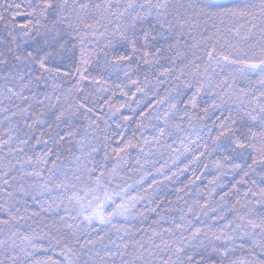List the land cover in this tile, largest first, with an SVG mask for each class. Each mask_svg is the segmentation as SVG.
<instances>
[{
    "label": "snow or ice",
    "instance_id": "6c2138e0",
    "mask_svg": "<svg viewBox=\"0 0 264 264\" xmlns=\"http://www.w3.org/2000/svg\"><path fill=\"white\" fill-rule=\"evenodd\" d=\"M25 8L20 13L16 4L7 18L0 13V112L10 114L7 139H0V148L10 149L0 158V213L7 217L0 218V233H8L0 247L14 253L5 259L264 264L255 255L259 249L264 257V0H28ZM11 10L9 4L5 11ZM195 30L199 39L189 44ZM229 37L233 42L220 44ZM189 48L206 53L193 52L204 67L195 64L191 79ZM184 89H194L186 100ZM202 93L214 97L212 103L203 115L189 116ZM181 112L188 129L174 122ZM164 152L176 171L150 159ZM214 154L217 176L209 181V196L230 183L229 175L240 177L233 175L235 183L219 196L224 214L216 215L207 199H195L177 217L158 190ZM151 215L153 225L144 228ZM209 216L212 223L201 219ZM24 219L36 222L28 234L19 231ZM162 222L169 227L160 228ZM112 232L121 241L150 236L129 251ZM238 249L245 258H233Z\"/></svg>",
    "mask_w": 264,
    "mask_h": 264
},
{
    "label": "trees",
    "instance_id": "16d2710c",
    "mask_svg": "<svg viewBox=\"0 0 264 264\" xmlns=\"http://www.w3.org/2000/svg\"><path fill=\"white\" fill-rule=\"evenodd\" d=\"M94 2H97V0H94ZM230 2V0H220V3H228ZM28 3V0H0V13H3L6 18L7 17H11L12 12L16 11L15 9V5L19 4L20 5V9L19 12L20 13H24L27 11V9L25 8V5ZM113 3H115V0H113ZM11 4L12 5V10L11 11H5V9L8 7V5ZM23 16L22 15H17L16 19L17 22H20L23 20ZM3 29V25H0V30ZM101 31H103V28L100 29ZM205 35H207V33H205ZM193 37L195 39H193ZM89 39H94L93 37H89ZM196 39H199V31L195 30L193 31V33L191 34V36L188 38V43L192 44L194 42H196ZM233 42L231 37H229L228 40H224L221 39L220 40V44H227V43H231ZM101 43H103V41L101 40ZM209 47H211V45H208ZM218 51H219V46H218ZM193 52H195V56L196 57H200L206 53H201L200 50H193L191 48L188 49L187 52V60L185 61V63H188V61H192V65L189 67V79H191V73L195 70V64H199L200 65V70H203L204 67V61L203 59L200 60H195L193 57ZM167 87V85L165 86ZM159 92V96H164L165 91H164V87H161L160 89L157 90ZM192 91H194V89L192 90H188V89H184V93L185 95L182 97V99L186 100L188 99L191 95H192ZM210 91V90H209ZM159 98V97H157ZM212 99H214V97H210L208 93H202L201 94V98L199 101V108L196 110V112L194 113H189V116H196V115H203L202 109L204 107H206L207 105L212 103ZM2 107V106H0ZM166 107V105H165ZM181 107H183V104H181ZM221 114L220 110H217L215 112V114L207 120L208 126L211 127V122L213 119H215L216 116H219ZM224 114L226 115L227 112H224ZM10 115L9 113H3L0 112V139H7V136L5 135V130L8 127V123L5 120V117ZM181 116H183V113H177V117L176 120L174 121L175 123H182L183 126L188 129L190 128L189 125V120L188 118H185L183 120H181ZM196 127L198 128L199 125L197 124ZM131 134V133H129ZM187 134V133H185ZM145 135H149L148 132L145 133ZM202 135H206V133H202ZM212 135H215V133H212ZM192 139H195V133H193L192 135ZM210 147H211V142L209 141ZM13 147H16L15 143H13L12 145ZM193 147H195V145H193ZM203 150V149H201ZM10 152V149L8 148H0V158H4L6 157V154H8ZM37 152H39V149H37ZM137 153L135 151H133L131 153V158L132 160L135 159ZM193 155H195V153H193ZM218 158V154H214L212 157H205L204 159H202L201 161L197 162L196 164L192 165L190 170L185 172L182 176L178 177L175 181H173L172 183L162 187L161 189L158 190V197H164L167 201H171L172 205L171 207L175 210L174 211V215H176L177 217L180 215V209H183L185 212H187V204H191L193 202V200L195 199H199V203L200 204H204L205 203V199H207L209 201V203L211 204V207L216 208V215H221L224 214L222 211V208L219 205V196L222 194V192H227L229 187H231V183H235V180H239V175H236L235 173L233 175H235V180H233V175H229L228 177H226V179L228 181H230V183L225 186L223 189H220L219 187H217L216 192L213 193L212 196L208 195V192L211 190V188L213 187L212 185H209V181H211L215 176H217L216 171L213 169L212 167V162ZM150 159L153 160H157V164L156 167H160L161 164L164 163H168L169 168L171 169V171H176V168H172L171 164L172 161L170 159V154L167 152H164L163 156L160 155H154L152 157H150ZM191 159V156L188 157V159H184L183 157H181L180 162L178 163L177 167L179 168H183L185 164L188 163V160ZM4 162L6 163L7 160L4 159ZM143 162V161H142ZM251 161H249L250 163ZM13 163H15V159H13ZM50 161H49V165H50ZM207 163L208 164V168L205 169L204 168V164ZM203 169V171H201ZM29 170V169H26ZM151 170V169H149ZM168 172H165V175H168ZM195 176H199L201 177V179L196 180L195 183L190 184L189 181L193 180ZM253 179H255L256 177H252ZM29 183H38V181L35 180H29ZM150 182V181H149ZM224 181L220 180L217 181V184H223ZM185 185H187V187H185ZM178 188H184L183 192H177ZM246 190L245 186H240V194L242 195L243 192ZM182 197V199L177 200V196ZM49 197H44V199H48ZM18 199V198H17ZM30 202L31 198L28 197L27 198ZM236 200V196L235 194L229 198L228 200V204L231 205L233 202H235ZM187 202V203H185ZM243 202V201H242ZM4 201L3 199H0V204H3ZM164 207H167V205H163ZM5 207H7V205H5ZM16 207H21L20 203L16 204ZM142 208V206H141ZM15 211V209H13ZM32 210H36L39 211V208L36 207L35 209H29V212H31ZM167 214V213H165ZM234 213L227 215V219L228 220H232L234 218ZM0 218H7L6 216H4L2 213H0ZM43 219L42 217H38L36 218L37 221ZM156 219V217L154 215H151L148 219V221L143 225L144 228H149L150 226L153 225V221ZM201 219L205 220L206 223H212L210 216L209 217H201ZM118 223H124L122 220L119 221ZM235 223H240L239 220H236ZM18 227H19V231L21 234H28L31 229L36 228V222H34L32 219H24L19 221L18 223ZM136 228L141 227V225L139 223L135 224ZM169 227L168 223H164L162 222L160 225V228H167ZM13 231L16 230V228L12 229ZM8 233L5 231L3 233H0V239H5L7 238ZM111 239L115 240L117 244H123L125 242H127L130 245L129 251H132V247L135 242H143V243H147L148 237L150 236V232L147 234H135L133 237L129 238L127 241H121L119 239V237L114 233H109ZM38 243L41 241H37ZM17 243H19V241H17ZM105 244L108 243L107 240L104 241ZM239 243V241L237 242ZM248 247V244H245V248ZM59 250L57 249V252ZM14 253H12L11 251L9 252H5L3 247H0V261L3 262V264H10L9 261H7L5 259L6 256H10L13 255ZM47 255H55L52 252H48ZM256 257H262V254L260 252V250L258 249L255 253ZM45 254L43 252L38 253V257L39 258H44ZM246 257V253L244 251L241 250H237L235 255H234V259H243Z\"/></svg>",
    "mask_w": 264,
    "mask_h": 264
}]
</instances>
